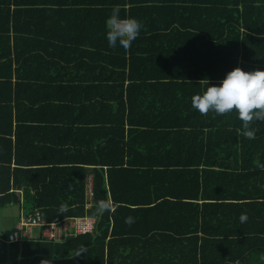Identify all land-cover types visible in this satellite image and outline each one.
<instances>
[{
    "label": "trees",
    "instance_id": "16d2710c",
    "mask_svg": "<svg viewBox=\"0 0 264 264\" xmlns=\"http://www.w3.org/2000/svg\"><path fill=\"white\" fill-rule=\"evenodd\" d=\"M115 6L143 25L127 50ZM236 66L264 68V0H0V207L97 218L63 241L2 232L0 264H264V121L248 139L191 106Z\"/></svg>",
    "mask_w": 264,
    "mask_h": 264
},
{
    "label": "clouds",
    "instance_id": "9594fccd",
    "mask_svg": "<svg viewBox=\"0 0 264 264\" xmlns=\"http://www.w3.org/2000/svg\"><path fill=\"white\" fill-rule=\"evenodd\" d=\"M142 22L132 16H121V8L115 6L106 19V40L110 47L117 46L127 50L139 36ZM192 108L204 115L214 112L224 115L235 111L242 122L244 135L255 139V130H250L253 121H264V68L245 70L236 66L226 73L217 84L208 82L202 94L192 97ZM98 213L111 210V204L106 200L96 202ZM246 219L241 216V220ZM132 218L127 217L126 223L131 224Z\"/></svg>",
    "mask_w": 264,
    "mask_h": 264
},
{
    "label": "built area",
    "instance_id": "2783aa9c",
    "mask_svg": "<svg viewBox=\"0 0 264 264\" xmlns=\"http://www.w3.org/2000/svg\"><path fill=\"white\" fill-rule=\"evenodd\" d=\"M93 185L92 176L89 177L86 186V197L92 200ZM97 225V218L93 216L65 217L62 220H47L40 210H35L30 215L21 213L14 223L13 229L9 231L7 242L27 239H46L49 241H63L66 238L77 235L91 233ZM38 230L36 233L35 230Z\"/></svg>",
    "mask_w": 264,
    "mask_h": 264
},
{
    "label": "water",
    "instance_id": "95a60500",
    "mask_svg": "<svg viewBox=\"0 0 264 264\" xmlns=\"http://www.w3.org/2000/svg\"><path fill=\"white\" fill-rule=\"evenodd\" d=\"M22 206L20 203L0 207V232H6L14 226L15 218L20 216Z\"/></svg>",
    "mask_w": 264,
    "mask_h": 264
},
{
    "label": "crops",
    "instance_id": "0c3cea01",
    "mask_svg": "<svg viewBox=\"0 0 264 264\" xmlns=\"http://www.w3.org/2000/svg\"><path fill=\"white\" fill-rule=\"evenodd\" d=\"M61 71V70H60ZM60 71H53V73H55V75L57 76V77H67V78H70V74L72 75V76H74L75 74L74 73H69V72H67L66 70H62L61 72ZM16 80V77L14 76V78H13V81H15ZM49 82H51V84H46L47 85V87L49 86H53V82L52 81H49ZM61 84L60 85H63V84H65L66 83V81H61L60 82ZM70 91V90H69ZM91 175H87V178H86V182H88V179H89V177H90ZM86 185H87V183H86ZM20 204H21V206L23 207V202H20ZM12 229H13V227H12ZM12 229H10L9 231H11ZM9 231H6V232H9ZM36 231V233H38V230L36 229L35 230ZM0 233H2V232H0ZM28 241H30V240H28Z\"/></svg>",
    "mask_w": 264,
    "mask_h": 264
},
{
    "label": "bare ground",
    "instance_id": "6f19581e",
    "mask_svg": "<svg viewBox=\"0 0 264 264\" xmlns=\"http://www.w3.org/2000/svg\"><path fill=\"white\" fill-rule=\"evenodd\" d=\"M7 206H11V205H7ZM20 212H21L22 214H24V215H30V214H26V212H25V210H24V207L21 208ZM21 213H20V215H21ZM31 214H32V213H31ZM19 217H20V216H19ZM17 218H18V217H17ZM17 218H15V221H16ZM14 223H15V222H14Z\"/></svg>",
    "mask_w": 264,
    "mask_h": 264
},
{
    "label": "rangeland",
    "instance_id": "374dc122",
    "mask_svg": "<svg viewBox=\"0 0 264 264\" xmlns=\"http://www.w3.org/2000/svg\"><path fill=\"white\" fill-rule=\"evenodd\" d=\"M20 190H18V192H19ZM22 200V199H21ZM20 202H23V201H20ZM24 210H25V208H24ZM71 217H75V216H71Z\"/></svg>",
    "mask_w": 264,
    "mask_h": 264
}]
</instances>
